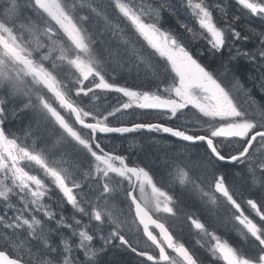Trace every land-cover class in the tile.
Segmentation results:
<instances>
[{
	"label": "snow or ice",
	"instance_id": "snow-or-ice-1",
	"mask_svg": "<svg viewBox=\"0 0 264 264\" xmlns=\"http://www.w3.org/2000/svg\"><path fill=\"white\" fill-rule=\"evenodd\" d=\"M235 3L240 14L224 0H0V264H109L112 250L206 264L160 214L184 215L212 264H264V0ZM129 110L162 119L124 123ZM21 113L32 120L17 135ZM142 131L184 150L161 170L108 137ZM177 187L239 239L186 213Z\"/></svg>",
	"mask_w": 264,
	"mask_h": 264
},
{
	"label": "trees",
	"instance_id": "trees-1",
	"mask_svg": "<svg viewBox=\"0 0 264 264\" xmlns=\"http://www.w3.org/2000/svg\"><path fill=\"white\" fill-rule=\"evenodd\" d=\"M214 60L215 59L212 58V61H209L208 57H204L202 59L203 63H205L211 69H215V68L219 67V62L218 61H214ZM210 64L214 65V66L211 67ZM241 64H243V62H241ZM242 71H243V68H241V72ZM133 77H134V75L130 76L129 80H134ZM135 80L136 81H140L139 79H135ZM256 98H257V100H259L260 99L259 95H257ZM26 115H30V119L24 124V128L22 126H21V128H19V125H17L15 127V129L22 130V131L27 129L28 123H30V121L32 120V116H31L30 113H28ZM47 131L53 133V135H54L55 131L52 128H49ZM42 132H45L43 128H41V133ZM53 139H54V137H53ZM149 141L150 140H148V138H144L143 139V145H145V148L149 147V149H150V147L155 144V142H153V140H151L150 142ZM156 145H159L158 146L159 151L169 152L171 154H174V156H176V154H177V152L179 150L183 151L175 143L168 142V141H166L164 139H163V141H159L158 143H156ZM192 151H195V150H192ZM148 155H149V153L147 151L146 154L144 155V157H141L142 160H144L145 162H150L149 158H148ZM152 164H154L153 167H155V168H158V169H161V170H163V168H164V164H161L160 160H157L156 163H152ZM235 171L237 172V175L232 178L233 182L237 183V181H239V183H237V184L240 185L242 187V189L247 188V186L251 184V180L248 177L244 176L242 167L235 169ZM240 178H242L244 181H242ZM240 182H244L245 184L240 183ZM189 190H191V189H189ZM183 192L184 191H181L179 189V191H177L175 194L181 198V196L183 195ZM256 192H257V189L256 188H252V189H250L248 191H245V195L249 196L250 193H251V196L255 197ZM185 193H187V192H185ZM187 196L181 201V203H182L181 207L184 209V211L186 213H193L197 217H200L201 219H204L206 225H210V230H215L216 232H221V233H229V232L232 233V234L234 233L231 225L228 224V223L223 222V220L219 217V215L217 214V212L214 209H212L211 207L202 205V202L200 201L199 196H198V194L196 192H193V190H191V191L188 192ZM197 205L200 208L198 210H196L198 208ZM201 210L204 211V213H198V212H202ZM204 214H206L208 217L206 215H204ZM187 223H188V220L186 219V217L184 215H181V219L178 222L175 223L174 227H175L176 231L177 230H179V231L183 230V227H185L184 228L185 231H189L190 228L187 225ZM188 242L190 244V239H188ZM190 245L192 246V244H190ZM201 250H203V249H201ZM201 252H203V251H201ZM126 255H127L128 261L130 262L129 264H134V263H132L131 259L138 260L135 256H133V255L127 253V252H126ZM115 256L119 257V258H116V257H114L112 255H109V254L107 256H105L104 258H105V261L109 262V264L113 260H117V261L121 262V264H123V262H124L123 259L124 258L122 256H119V255H115Z\"/></svg>",
	"mask_w": 264,
	"mask_h": 264
},
{
	"label": "rangeland",
	"instance_id": "rangeland-1",
	"mask_svg": "<svg viewBox=\"0 0 264 264\" xmlns=\"http://www.w3.org/2000/svg\"><path fill=\"white\" fill-rule=\"evenodd\" d=\"M227 3V1H225L224 0V4H226ZM239 12H241V8H240V6H239V10H237V11H234V9L232 8V9H229V14L230 15H232V14H239ZM258 25V22H256V23H254L253 24V26H257ZM214 61H218V60H214ZM219 62V61H218ZM108 99H109V97H108ZM20 117V118H19ZM19 118V119H18ZM18 118L15 120V121H13V122H15L16 123V126L17 125H19V128H21V126L24 128V124L30 119V115H26L25 113H21L19 116H18ZM29 124V123H28ZM15 126V127H16ZM22 131V130H21ZM42 134V136L44 137V145H47V146H51V142L55 139V135H53V133H51V132H49V131H47V132H42L41 133ZM54 137V139H53V137ZM151 141V140H150ZM149 141V142H150ZM128 144H130V145H132L133 144V142H128ZM125 146V145H124ZM158 146L159 145H156V143L154 144V145H152L151 147H150V149H149V147L148 148H144V150L142 149L141 151H139L140 153V156L141 157H144V155L146 154V152L148 151V153H149V155H148V158H149V161L151 162V163H156V161L157 160H160V163L161 164H164L165 165V161L166 160H170L171 159V157H173L174 156V154H171V153H169V152H164V151H159V149H158ZM183 151H181V150H179L178 152H177V154H176V156H179L180 155V153H182ZM148 161V160H147ZM152 165H154V164H152ZM242 181H244L242 178H240ZM237 183H239V181H237ZM240 183H243V184H245L244 182H240ZM177 191H179V187H177V189H176V192ZM189 191H191V190H186V191H184L183 192V195L181 196V198H180V201H182L186 196H187V194H188V192ZM185 192H187V193H185ZM188 197V196H187ZM182 204V203H181ZM197 207H198V205H197ZM201 207V206H200ZM198 209H200L199 207L196 209V210H198ZM202 211V210H201ZM198 213H204V211H202V212H198ZM204 215H206V214H204ZM207 216V215H206ZM208 217V216H207ZM180 219H181V217H180ZM184 228L185 227H183V230H177V233H178V235L179 236H181V237H184L186 240H188V239H190V244H192V248L195 250V251H198V252H201V251H203V252H205V250L203 249V248H201L200 246H199V244H197V240H200L201 242H203V243H207V240H206V238H202V237H196V239L195 238H193V235L191 234V231L189 230V231H185L184 230ZM235 233V232H234ZM223 234H226V233H223ZM232 233H228L227 235H231ZM201 249H203V250H201ZM109 255H112V256H114V257H116L115 255H119V256H122L124 259V262H123V264H129L130 262L128 261V259H127V255H126V253L125 252H121V251H115V250H112L110 253H109ZM112 258V257H111ZM116 258H119V257H116ZM121 259V258H120ZM104 260H105V258H104ZM122 260V259H121ZM132 260V263H134V264H137V262H138V260H135V259H131ZM115 261H117V260H115ZM128 261V262H127Z\"/></svg>",
	"mask_w": 264,
	"mask_h": 264
},
{
	"label": "bare ground",
	"instance_id": "bare-ground-1",
	"mask_svg": "<svg viewBox=\"0 0 264 264\" xmlns=\"http://www.w3.org/2000/svg\"><path fill=\"white\" fill-rule=\"evenodd\" d=\"M226 1V0H225ZM20 118V117H19ZM18 118V119H19ZM22 134H23V131H22ZM153 140V142H155L154 141V139H152ZM131 143V142H130ZM165 148V147H164ZM141 157V156H140ZM193 192H195V191H193ZM191 193V192H190ZM194 194V193H193ZM184 221V220H183ZM186 223V222H185ZM197 253H198V255H200L201 256V258H203L204 257V253L203 252H198V251H196Z\"/></svg>",
	"mask_w": 264,
	"mask_h": 264
}]
</instances>
